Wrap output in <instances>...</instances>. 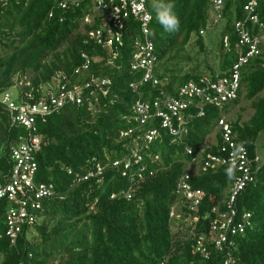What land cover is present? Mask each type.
Segmentation results:
<instances>
[{
    "label": "trees",
    "instance_id": "16d2710c",
    "mask_svg": "<svg viewBox=\"0 0 264 264\" xmlns=\"http://www.w3.org/2000/svg\"><path fill=\"white\" fill-rule=\"evenodd\" d=\"M244 2L225 0L224 24L220 39L213 45L203 38L216 27H207L211 16L209 0H174L180 19V30L175 33L165 32L159 25L149 0L154 71L162 84H143L144 99L160 90L175 94L184 83L197 82L202 76L213 80L227 76L240 52L234 46L237 37L232 25L244 19ZM88 3L82 0L78 7L61 9L57 0H0V89L13 86L15 78L25 75L34 86L49 83L58 72L72 84L92 77L110 81L105 85V96L97 93L79 105H65L37 120L42 150L37 156L36 178L52 182L55 195L45 200L39 215L41 222L22 229L14 243L4 234L7 200L0 199V264H160L164 259L167 264H224L225 256L215 249H210L206 259L191 250L194 233L207 231L211 208L222 206L232 172L219 167L192 175V186L204 191L194 231L190 226L171 228L173 222L168 214L170 206L179 200L175 184L189 160L184 146L197 151L214 130L217 119L238 102L240 94L251 100L253 112L243 125L238 119L228 122L236 141L247 148L250 157L256 155L257 136L264 132V52L241 68L237 98L219 108L205 106L203 115L188 120L189 131L181 141H173L162 130L150 143H138L145 170L141 179L131 183L111 162L129 152L140 132L132 110L136 94L129 87L139 75L130 70L128 63L130 41L135 34L125 32L118 58L107 63L105 51L88 36L97 23H83ZM258 12L259 20L264 21V0ZM252 30L260 32L257 24ZM206 44L210 49L214 46L217 64L214 67L204 59L202 70L188 49L195 45L199 53L205 54L209 50ZM82 52L92 58L91 63L87 70L75 73L83 62ZM188 62L193 66L186 70ZM129 128L133 132L124 135ZM17 131L21 129L11 125L0 107L1 168L7 164V147ZM215 139L216 144L205 153L218 152V130ZM93 160L104 167L103 174L75 180V174H84ZM253 165L258 166L255 178L236 202L239 208L252 213L253 227L236 237L233 262L228 264H264V160ZM128 187L132 190L130 198L118 194ZM112 193L117 195L111 198Z\"/></svg>",
    "mask_w": 264,
    "mask_h": 264
},
{
    "label": "built area",
    "instance_id": "2783aa9c",
    "mask_svg": "<svg viewBox=\"0 0 264 264\" xmlns=\"http://www.w3.org/2000/svg\"><path fill=\"white\" fill-rule=\"evenodd\" d=\"M149 0H89L88 12L83 17V23L97 25L88 31V36L107 55V63L118 58L124 45L125 32L135 34L131 37L129 52V68L139 75L129 83L130 89L136 94L132 110L134 120L139 126V134L130 144L129 152L111 162L112 167L120 168L121 175L128 182L141 179L145 166L142 165V154L138 143L147 144L156 139L161 131L167 133L173 141H181L187 135L188 120L195 115L204 114V107L212 105L221 107L226 102L237 98L241 68L249 59L264 52V21L258 17L261 0H245L242 4L243 20H235L232 27L237 37L235 48L240 52L227 76L211 79L202 76L195 81H188L177 89L175 94L160 90L155 95L143 97L141 87L145 83L152 86L161 85L155 68L154 43L150 38L149 26L152 15L148 9ZM61 9L78 7L82 0H57ZM211 16L207 27H213L222 19V9L225 0H209ZM51 16V13H49ZM257 24L260 32H253ZM203 33V30H200ZM226 41V38H224ZM83 60L75 73L87 70L91 57L81 53ZM110 81L107 78L92 77L77 84L69 83L66 76L58 72L49 83L32 85L29 75L15 78L13 86L0 89V107L7 113L11 125L19 127L16 136L7 147V164L0 166V199L7 200L4 212V234L11 243L22 229H29L37 223L47 198L55 195V186L50 181L36 178L37 156L42 150V133L37 120L43 119L52 112L68 104L79 105L97 93L105 96ZM16 87L18 93L13 97L11 88ZM87 93V95H85ZM215 128L220 132V143L217 153H205L212 144L206 141L197 151L191 146H184V153L189 157L186 166L175 184V193L179 199L170 206L169 219L171 228H186L194 231L198 220L199 205L204 197V191L194 188L191 177L198 171L215 170L224 167L234 174L222 206L211 208V217L207 231L194 233L192 253L206 259L210 249H215L225 256L224 264L233 262L232 252L236 249L235 240L238 235L253 227L252 213L243 210L236 204L238 195L253 182L260 161L259 155L250 157L247 148L236 141L226 115L217 119ZM133 128L123 132L129 135ZM1 142V133H0ZM157 158V156H155ZM70 171V170H69ZM104 167L99 161H92L90 169L84 174H75V180L101 176ZM125 198H130L131 187L118 192ZM116 193L110 195L111 198ZM18 264H25L20 261ZM160 264H167L165 259Z\"/></svg>",
    "mask_w": 264,
    "mask_h": 264
},
{
    "label": "rangeland",
    "instance_id": "374dc122",
    "mask_svg": "<svg viewBox=\"0 0 264 264\" xmlns=\"http://www.w3.org/2000/svg\"><path fill=\"white\" fill-rule=\"evenodd\" d=\"M224 24V21L222 19L219 20V22L216 24V27L211 28L210 30H208V32L203 36L204 41L208 44H215L218 42V40L220 39V31L221 28ZM193 43V42H191ZM208 44H206L207 48L209 50H207V53L203 54V53H199L198 52V47L197 46H192V48H189V53L190 55L194 58L193 61H198L200 63L199 68L200 69H204V62L203 60L206 59V62L214 67H216V59H215V48L213 45L212 48L210 49V46H208ZM191 47V46H190ZM193 66V63H189L187 65H185L184 69H190ZM11 91L13 93V97L15 98V96L18 93V89L16 87L11 88ZM238 102L235 105H232V107H228L229 111H227L226 113V117L228 120H232L234 121L235 119H238L240 122V124H244V122L250 117V115L253 112V109L250 106V101L249 99L245 98L243 96V94H240L239 98H238ZM224 111V110H222ZM216 128H214V130L206 137V144H212L216 142L215 139V133H216ZM256 153L258 155H260L262 157V159L264 160V132H259L257 139H256ZM41 217L38 218V222H41ZM29 235L32 234V229L28 231Z\"/></svg>",
    "mask_w": 264,
    "mask_h": 264
},
{
    "label": "clouds",
    "instance_id": "9594fccd",
    "mask_svg": "<svg viewBox=\"0 0 264 264\" xmlns=\"http://www.w3.org/2000/svg\"><path fill=\"white\" fill-rule=\"evenodd\" d=\"M151 9L165 32L175 33L180 30V19L175 11L174 0H151Z\"/></svg>",
    "mask_w": 264,
    "mask_h": 264
},
{
    "label": "crops",
    "instance_id": "0c3cea01",
    "mask_svg": "<svg viewBox=\"0 0 264 264\" xmlns=\"http://www.w3.org/2000/svg\"><path fill=\"white\" fill-rule=\"evenodd\" d=\"M257 154V153H256ZM258 155V154H257ZM259 157H260V162H263V159H262V157L259 155Z\"/></svg>",
    "mask_w": 264,
    "mask_h": 264
}]
</instances>
